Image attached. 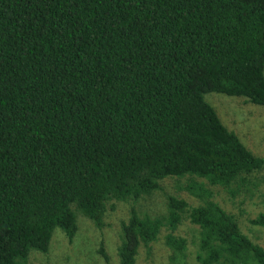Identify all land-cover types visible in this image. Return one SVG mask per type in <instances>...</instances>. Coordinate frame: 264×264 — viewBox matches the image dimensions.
Returning <instances> with one entry per match:
<instances>
[{
    "label": "trees",
    "instance_id": "obj_1",
    "mask_svg": "<svg viewBox=\"0 0 264 264\" xmlns=\"http://www.w3.org/2000/svg\"><path fill=\"white\" fill-rule=\"evenodd\" d=\"M208 93L264 107V0H0V264L47 252L57 228L73 241L77 213L101 225L107 202L187 176L202 205L171 196L162 220L132 210L120 263L164 227L183 257L186 215L198 264H264L206 185L235 195L264 158Z\"/></svg>",
    "mask_w": 264,
    "mask_h": 264
},
{
    "label": "rangeland",
    "instance_id": "obj_2",
    "mask_svg": "<svg viewBox=\"0 0 264 264\" xmlns=\"http://www.w3.org/2000/svg\"><path fill=\"white\" fill-rule=\"evenodd\" d=\"M205 100L215 108L229 131L238 135L255 156L264 158V107L256 106L243 97L219 93H208ZM197 181L204 180L198 178ZM190 183V176L168 177L159 182L160 189L138 200L109 201L101 225L77 213L78 232L73 241H69L64 231L57 228L48 251L32 250L25 264H121L122 224L129 220L132 210L142 218L150 216L162 220L168 215V199L171 196L184 199L193 207L202 205L203 202L187 190ZM206 185L214 193L213 200L236 218L241 230L264 247V228L251 224L253 219L264 214V169L252 174L244 186L235 183L232 187L238 190L235 195L220 186ZM199 231L184 215L174 232L175 236L188 242L184 256L179 257L166 245L165 238L170 230L164 227L156 241L140 246L136 264H198Z\"/></svg>",
    "mask_w": 264,
    "mask_h": 264
}]
</instances>
